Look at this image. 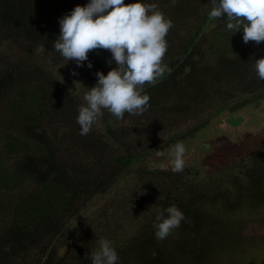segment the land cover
<instances>
[{
    "label": "trees",
    "instance_id": "16d2710c",
    "mask_svg": "<svg viewBox=\"0 0 264 264\" xmlns=\"http://www.w3.org/2000/svg\"><path fill=\"white\" fill-rule=\"evenodd\" d=\"M87 2L0 0V264H91L90 253L102 238L112 241L118 264H224V260L229 264L228 256L236 250L238 264H264V226L253 221L256 215L264 220V177L259 169L264 168L263 156L223 169L217 165L206 176L208 163H215L214 155L206 156L207 163L199 166L193 159L187 161L186 152L182 172H172L166 160L154 172L142 166L146 151L135 152L136 147H150L152 133L147 128L142 132L145 137L138 133L142 129L139 122L137 130L119 126L114 131L111 122L126 123L132 116L165 112L171 97L180 103L190 99L191 108L200 107L197 113L205 107L222 113L259 103L264 87L250 92L249 85L260 83L254 60L264 57V41L244 43L242 32L231 35L224 16L208 15L210 0H147L173 21L162 58L170 72L155 84L144 85L150 97L145 111L117 119L102 109L90 132L81 135L77 108L85 103L87 88L79 94L74 81L81 78L91 88L97 71L105 74L116 65L108 63L109 50L93 49L88 61L77 67L74 60H64L53 43L59 35V18ZM132 2L124 0L125 4ZM6 46L15 53L8 54ZM182 76L183 91L176 80ZM231 91L250 93L246 99H234ZM184 109L189 107L178 108ZM213 117H202L198 128L193 123L185 137ZM157 123L153 117L151 124ZM163 129L155 130L164 134ZM128 139L130 145L125 144ZM157 139L160 148L183 138L169 143ZM164 148L159 150L165 152ZM187 162L196 163V172L206 178L199 179ZM246 162L254 163L243 178L233 179V172L223 176ZM148 174L156 186L151 197L148 190L142 200L120 201L119 187L124 182L134 178L139 185L147 181ZM219 175L237 185L234 201L226 191L220 192L224 203L220 208L209 206L219 200L211 197ZM220 188L218 184L216 189ZM140 202L147 207L139 206ZM170 205L184 213V220L172 230L171 238L158 240L153 228L156 216L142 218L143 212L162 211ZM220 235L226 239L219 240Z\"/></svg>",
    "mask_w": 264,
    "mask_h": 264
},
{
    "label": "clouds",
    "instance_id": "9594fccd",
    "mask_svg": "<svg viewBox=\"0 0 264 264\" xmlns=\"http://www.w3.org/2000/svg\"><path fill=\"white\" fill-rule=\"evenodd\" d=\"M210 4L208 15L224 16L225 29L231 35L240 31L244 43L264 41V0H210ZM172 26L173 21L147 0L127 4L124 0H88L84 6L76 5L59 18V35L53 48L64 60H74L80 67L88 61L89 50L107 49L111 53L108 63L114 61L116 65L106 75L97 71L96 84L84 93L85 103L78 106L76 117L81 135L90 132L102 109L117 119H122L125 113L139 114L146 110L150 97L144 85L155 84L170 72L162 58L168 48L166 35ZM87 67H92L91 62ZM254 70L258 80L264 81V57L254 60ZM242 121L226 123L236 129ZM186 133L182 132L180 138ZM185 153L182 142L170 146L167 158L172 172L184 170ZM156 155L165 153L157 150ZM182 220L184 213L176 205L164 208L153 224L156 238L164 240ZM90 257L91 264H118L119 261L112 241L106 238L99 240L97 250Z\"/></svg>",
    "mask_w": 264,
    "mask_h": 264
},
{
    "label": "rangeland",
    "instance_id": "374dc122",
    "mask_svg": "<svg viewBox=\"0 0 264 264\" xmlns=\"http://www.w3.org/2000/svg\"><path fill=\"white\" fill-rule=\"evenodd\" d=\"M209 29H212L209 28ZM8 49H6L5 47L3 48L4 50L6 49L7 53L10 54L15 53V51H12L11 48L9 46ZM12 49L15 50L16 46H12ZM78 74L80 71H78ZM108 72H105V75ZM76 79V78H75ZM177 80V84L180 85V88L183 91V88H186V84L184 82V77H176ZM97 81V79H96ZM259 81V80H258ZM260 82V81H259ZM74 85L78 86L80 88H78V92L79 94H81L82 92H84V90L86 88H88L86 86V84L81 80V78H78L74 81ZM250 89L249 91L251 92L252 90L255 89V91H257V88L259 87H264V81H261L258 86L257 85H253V83H250L249 85ZM190 89H192L191 87H189ZM249 91L247 92H238V91H231L230 95L235 99L238 97H245L247 95H249ZM212 95V99L214 100L216 98V96L214 95V93L210 92ZM173 94V93H172ZM174 95V94H173ZM210 99V98H209ZM160 102L164 101L159 99ZM190 99H185L182 103H180V99H174V98H168V100L166 101V103L168 104V109L165 112H157V111H152V112H147L144 113L142 115L139 116H132L131 120H129L130 122H116V121H111L114 125H113V130H117V128L119 126H123L125 128H133L135 126V130H137V125L138 122L139 124L142 126L140 131H137L138 133H140L141 135L143 132V128H147L151 133L153 138L152 139H148V144L150 147H139L135 149L136 153H140L141 150H145V158H144V162L142 163V166H144V168L148 169V170H155V169H162L164 167V163L163 161L166 160L167 162H169L168 158H167V152H168V148L169 146L174 145L175 143L173 142L172 144H170L169 146H162L165 147V155L164 156H157L156 155V151L159 150L160 148H162L160 146V148L158 147V144H161V141L155 142L156 139L157 140H161L163 139V142H172L173 139L177 140L180 139L181 137V133L187 131L188 129L191 130V125L193 126V123H196V126L200 125V120L201 118L205 116L204 120H208L209 116H216L214 117L212 120L209 121L208 124H206L205 127L200 128L199 130L195 131L193 133L192 136H187L183 137V139L178 140V142H182L185 145L186 148V152H189V154H187V161L189 162V160H195L196 163L198 162V165L201 166V164H205L207 163L206 161V156H209L210 158L212 157V155H214V162L212 164L208 163L209 168H207V174L206 176H210L214 173V169L217 165H219L220 169H223L227 166H231L234 164H238L240 161L242 160H246L248 158H251L255 155L258 156H263L261 158V160L264 159V99L261 100L259 103H254V104H250L244 108H242L241 110L234 112L232 114H223L222 116H217L215 114L218 113H214L213 109L210 107H205L202 108L199 113L196 112V110L199 111L200 107H194L191 108L193 104H191L190 102L188 103ZM211 100V99H210ZM216 101V99H215ZM220 101V100H219ZM188 103V105H187ZM194 103V102H193ZM189 107V109H184L183 112L179 111L178 108L180 107ZM244 110V111H242ZM242 111V112H241ZM154 117V119L158 120V123L156 124V126H154L155 124H151V119ZM245 117V118H244ZM222 120L223 123L229 122V123H234L236 120H243V124L238 126L235 130V128H232L230 126L226 124L224 125H219L218 121ZM205 122V121H204ZM121 124V125H119ZM161 128H165L163 129V132H166L164 134L162 133H158V130L155 129H159L161 130ZM193 129V127H192ZM179 132V133H178ZM144 136V135H143ZM145 137V136H144ZM170 137V138H169ZM172 138V140H171ZM142 142V140H140ZM130 140H126L125 144H129ZM154 142V143H153ZM249 142V143H248ZM252 142L254 143V145H252ZM135 142L132 141V144H134ZM144 143V142H142ZM248 143V144H247ZM147 144V146H148ZM144 145H146V143H144ZM252 145V146H251ZM260 148H263L262 151H260ZM115 150V147H114ZM160 151V150H159ZM260 151V152H259ZM208 152V153H207ZM254 152H257V154H253ZM203 153V155L200 154ZM207 153V154H206ZM192 154V155H191ZM217 154V155H215ZM257 156V157H258ZM205 158V159H204ZM187 162V164H188ZM196 163L191 162L190 164H188V166L193 168V173H197L195 167ZM254 162L251 163H245L243 165L240 166V168L238 169H232L229 173H225V175L223 176H227L229 174H231L232 172L234 173V177L233 179L237 180L240 178H243V172L247 169V168H252ZM136 168V169H135ZM134 171L138 169V166H135ZM261 169V174L264 177V168H259ZM155 172V171H154ZM198 174V173H197ZM202 173L198 174V178L201 179L202 181L206 178L203 174V176L201 175ZM221 175H219V179L217 180V182L215 183V185L213 186V192H211V197L215 196V198L217 197V199L219 200H215L213 201L212 204H210L209 206L214 207L217 206L218 208H220L219 206L224 207V203L222 202V200H220V192H224L226 191L227 195H229V199L230 201H234L232 193L234 192V190L237 188V185L235 183H233L232 181H226L225 178L221 177ZM153 177L152 174H148V178L147 181L144 183V181L142 183H139V181L135 180L134 178H131L129 180H127V182H124L120 187H119V198L120 201H122L124 198L125 200L131 201L133 202V200H136L135 197H138V199L142 200L143 197L145 196V194H147L148 190H150L151 192L148 193V197H151V195L153 193L156 192V186L154 183L151 182V178ZM154 179L152 178V181ZM150 181V182H149ZM162 183V181L160 182ZM221 186L220 189H216L217 186ZM157 185V184H156ZM225 186V188H224ZM157 188H160L159 186ZM181 189V188H180ZM182 190V189H181ZM220 190V191H218ZM117 191V190H116ZM114 191V194L115 192ZM170 191V190H169ZM127 197V198H126ZM110 197H107L104 202L107 204L108 200ZM145 202V201H143ZM216 202V203H215ZM134 203V202H133ZM141 204H139V206L144 205V207H147V205H145V203L140 202ZM104 204V203H103ZM145 210V208H144ZM160 209L156 211V209L151 210L148 213H145V211L143 212L142 209L140 208V212H143V216H147L150 220L152 219L153 216H157V214L159 213ZM208 212V211H207ZM146 214V215H145ZM258 214H260L258 212ZM261 216H264V214L262 213ZM129 217V216H127ZM257 217V218H256ZM259 216H255V219L253 221L257 222V224L259 226H264V220H262L261 218H258ZM126 218V217H125ZM146 219V218H145ZM144 220V219H143ZM155 221V220H154ZM214 236V234H213ZM223 235H220V237H222ZM168 238H171L172 235H168ZM219 240H224L226 239V237H222V238H218ZM239 240V239H238ZM238 249H242V248H238ZM228 260H229V264L233 263L234 264H238L240 261L238 254H237V250L236 252L231 256H228ZM224 264L226 263V260L223 261Z\"/></svg>",
    "mask_w": 264,
    "mask_h": 264
},
{
    "label": "flooded vegetation",
    "instance_id": "af4514ba",
    "mask_svg": "<svg viewBox=\"0 0 264 264\" xmlns=\"http://www.w3.org/2000/svg\"><path fill=\"white\" fill-rule=\"evenodd\" d=\"M242 111H244V110H242ZM242 111H241V112H242ZM234 112H236V110H235V111H225V112H222L221 114H219V115H217V116H220V115L222 116L223 114H227V113H228V114H232V113H234ZM215 115H216V114H215ZM215 117H216V116H215ZM213 118H214V117H213ZM213 118H212V119H213ZM244 118H245V117H244ZM212 119H211V120H212ZM218 124H219V125H221V124L224 125V124H226V123H223V121L220 119V120L218 121ZM242 124H243V123H242ZM195 126H196V125H195ZM198 126H200V125H198ZM198 126H197V127H198ZM193 127H194V126H193ZM204 127H205V126H204ZM230 127H231V126H230ZM238 128H239V127H238ZM235 130H236V129H235ZM191 136H192V135H191Z\"/></svg>",
    "mask_w": 264,
    "mask_h": 264
}]
</instances>
